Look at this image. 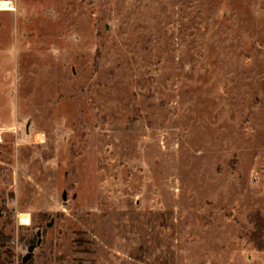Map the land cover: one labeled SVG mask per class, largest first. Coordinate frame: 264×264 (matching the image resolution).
Segmentation results:
<instances>
[{"label": "rangeland", "instance_id": "374dc122", "mask_svg": "<svg viewBox=\"0 0 264 264\" xmlns=\"http://www.w3.org/2000/svg\"><path fill=\"white\" fill-rule=\"evenodd\" d=\"M5 1L0 264H264V0Z\"/></svg>", "mask_w": 264, "mask_h": 264}, {"label": "bare ground", "instance_id": "6f19581e", "mask_svg": "<svg viewBox=\"0 0 264 264\" xmlns=\"http://www.w3.org/2000/svg\"><path fill=\"white\" fill-rule=\"evenodd\" d=\"M0 9H2V10H11L12 9L11 3L9 1H5V0L1 1L0 2ZM37 137L40 138V140H41V136H37ZM19 217H20V220L23 223H26L29 220L28 214H20Z\"/></svg>", "mask_w": 264, "mask_h": 264}, {"label": "water", "instance_id": "95a60500", "mask_svg": "<svg viewBox=\"0 0 264 264\" xmlns=\"http://www.w3.org/2000/svg\"><path fill=\"white\" fill-rule=\"evenodd\" d=\"M33 249H34V246H29L28 247L27 253H26V255L22 259L23 262H26L29 259V257L31 255Z\"/></svg>", "mask_w": 264, "mask_h": 264}]
</instances>
